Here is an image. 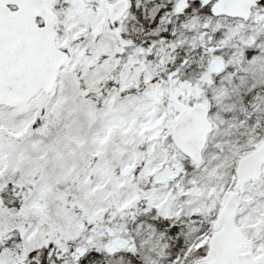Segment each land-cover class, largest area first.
Wrapping results in <instances>:
<instances>
[{
  "label": "snow or ice",
  "instance_id": "6c2138e0",
  "mask_svg": "<svg viewBox=\"0 0 264 264\" xmlns=\"http://www.w3.org/2000/svg\"><path fill=\"white\" fill-rule=\"evenodd\" d=\"M0 264H264V0H0Z\"/></svg>",
  "mask_w": 264,
  "mask_h": 264
}]
</instances>
